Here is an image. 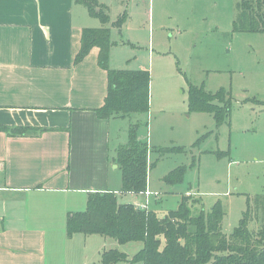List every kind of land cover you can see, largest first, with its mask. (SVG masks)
<instances>
[{"label":"crops","instance_id":"crops-1","mask_svg":"<svg viewBox=\"0 0 264 264\" xmlns=\"http://www.w3.org/2000/svg\"><path fill=\"white\" fill-rule=\"evenodd\" d=\"M96 1L111 24L125 11L126 30L134 15L153 21V0ZM100 26L74 0H0V264H98L107 250L93 253L94 237L106 238L66 235L68 214L85 211L88 194L120 195L113 119L96 114L107 90L98 50L74 63L82 31Z\"/></svg>","mask_w":264,"mask_h":264},{"label":"rangeland","instance_id":"rangeland-1","mask_svg":"<svg viewBox=\"0 0 264 264\" xmlns=\"http://www.w3.org/2000/svg\"><path fill=\"white\" fill-rule=\"evenodd\" d=\"M239 1L163 0L162 6L153 0L151 23L134 15L131 30L106 26L112 31L108 68L135 70L144 62L150 75L148 114L111 120L110 153L114 158L117 147L126 145L136 128L148 144L152 166L147 174V210L162 217L189 194L206 212L219 202L225 234L238 226L248 204L253 210L256 196L264 195V33L234 32ZM199 97L208 105L229 108V114L217 123L213 114L191 109ZM179 168L181 180L164 183ZM110 169L120 189L121 172L116 164ZM119 197L122 204L146 202L145 195ZM200 210L195 205L191 213L197 216ZM259 229L255 219L249 221L250 232ZM94 240L99 242L94 254L98 246L116 249L127 261L141 249L136 243Z\"/></svg>","mask_w":264,"mask_h":264},{"label":"trees","instance_id":"trees-1","mask_svg":"<svg viewBox=\"0 0 264 264\" xmlns=\"http://www.w3.org/2000/svg\"><path fill=\"white\" fill-rule=\"evenodd\" d=\"M74 1L85 6L88 13L103 25L82 31L80 48L74 58V63L78 64L92 49L98 50L97 65L106 73L107 90L102 106L96 109L97 117L110 120L133 114L147 115L149 71L109 69L111 31L106 27L110 23L107 8L96 0ZM126 19L127 13L124 11L111 26L120 30ZM233 30L264 33V0H240ZM209 97L214 100L212 96ZM191 109L213 114L217 123H221L229 114V108L225 110L208 105L200 97L191 102ZM0 130L6 131V128ZM29 130L16 128L14 132ZM129 134V142L117 147L113 158L121 172L118 193L140 196L146 192L148 169L152 168L148 165L149 148L147 142L136 134V128ZM181 176L182 169L179 168L170 172L163 181L173 185L181 180ZM195 205L201 207L197 216L191 213ZM224 216L219 202L206 212L203 204L190 194L182 196L177 209L159 217L153 211L141 209L139 205L119 203L117 194L113 192L91 193L87 196L85 211L68 214L66 235L68 238L75 234L85 237L97 235L115 240L119 245H141L139 252L128 261L127 255L116 249L103 251L98 264H264V195L256 196L253 210L248 204L238 226L230 234L222 232ZM253 219L260 224L256 234L248 230L249 221Z\"/></svg>","mask_w":264,"mask_h":264},{"label":"built area","instance_id":"built-area-1","mask_svg":"<svg viewBox=\"0 0 264 264\" xmlns=\"http://www.w3.org/2000/svg\"><path fill=\"white\" fill-rule=\"evenodd\" d=\"M144 195L146 196V202L144 204L139 205L141 209H147V197L150 196V193L146 191Z\"/></svg>","mask_w":264,"mask_h":264}]
</instances>
